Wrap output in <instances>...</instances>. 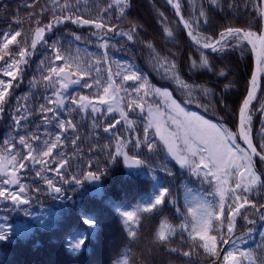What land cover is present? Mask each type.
<instances>
[{
	"label": "snow or ice",
	"instance_id": "snow-or-ice-1",
	"mask_svg": "<svg viewBox=\"0 0 264 264\" xmlns=\"http://www.w3.org/2000/svg\"><path fill=\"white\" fill-rule=\"evenodd\" d=\"M189 4L191 12L186 17L183 0H166L174 12L176 27L186 33L194 49L186 57L190 72L224 79L231 76L226 67L213 63L215 57L210 53L224 57L247 51L254 60L247 94L232 110L236 122L231 128L219 118L213 122L186 107L194 105L206 113L215 112L219 105L221 111L229 109L224 95L215 104L203 102L213 95L211 90L186 83L175 53L162 54L153 40L142 39L144 28L129 19L134 0H86L83 4L81 0H46L38 12L36 0H25L24 8L31 10L27 31L19 11L11 13L8 27L0 31V120L7 114L12 121V133L0 143V202L19 208L32 204L41 194L63 198L65 184L80 186L85 181H99L104 173L93 171L91 163L86 169L78 164L71 172L73 157L79 160L82 152L75 115H81V119L91 116L97 138L102 129L115 141L114 151L111 144L102 146L110 162L122 158L125 166L148 167L141 156L146 149L149 154L170 158L202 186L207 185V189L185 185L182 204L169 187L162 186L149 202L121 211L131 241L140 237L144 214L161 211L167 203L175 208L180 223L162 220L150 238L153 248L182 257L185 264H193L194 256H202L206 264H264V245H258V252L243 247L257 219L264 227V199L259 198L264 193V120L257 141L252 115L253 101L258 99V91H264V0H245L243 5L240 0H207V7L203 0L198 7L189 0ZM241 8L245 17L251 16L246 23L214 25V11L240 15ZM0 15L5 12L0 10ZM157 16L161 39L174 42L177 33L169 18L163 11ZM69 24L86 29L87 35L75 31L57 34ZM53 34L55 39H51ZM137 43L148 50L154 68L163 69V78L182 90V99L166 86H155L135 64L114 58L120 47L131 49ZM89 45L96 50L90 51ZM38 48L43 55L40 74L38 78L33 76L29 85L43 89L42 102L30 106L33 93L15 97L14 91ZM231 83L224 85L226 90ZM259 112L264 116V104ZM34 115L41 122L33 128L30 124ZM69 142L71 155L66 150ZM160 170L175 176L166 163ZM33 172L46 187L23 182L24 176ZM238 219L248 226L242 234H237ZM84 223L95 227V221ZM177 235L180 247L173 246ZM260 235L264 240V232ZM4 239L6 236L0 235V240ZM83 244L81 239L73 247L78 250ZM133 254L129 249L116 264H132Z\"/></svg>",
	"mask_w": 264,
	"mask_h": 264
},
{
	"label": "trees",
	"instance_id": "trees-1",
	"mask_svg": "<svg viewBox=\"0 0 264 264\" xmlns=\"http://www.w3.org/2000/svg\"><path fill=\"white\" fill-rule=\"evenodd\" d=\"M158 1L161 2L162 0H151L157 6ZM24 2L25 0H0V10L5 12V15H0V31L8 27L12 19L11 13L16 11H19L21 18H24L25 22L22 27L27 31L29 28L27 16L31 10L24 8ZM151 2L149 0H134L129 19L141 24L144 28L142 39L153 40L156 48L165 52V49L172 48V46L161 39L159 18L155 12L157 8L155 6L154 8ZM244 2L245 0H240L242 5ZM45 3L46 0H36L35 11L38 12ZM4 5H7L6 9H4ZM167 9L168 12H171L168 7ZM185 15L187 17V14ZM211 16L214 25L217 26L228 23L242 24L251 19V16L245 17L243 15V8L240 10V15H230L228 12L221 13L216 10L211 13ZM69 25L62 26L57 34L64 35L70 29L78 34L87 35L86 29ZM123 26L126 28L128 24L125 23ZM55 38L56 34L53 35L52 39ZM180 46L181 49H179ZM176 48L177 54L180 55L177 56V64L182 78L194 85L209 88L214 94H217L216 100L221 95H224L227 100L229 105L227 111H221L222 105H219L215 112L206 113L205 116L214 122L219 118L221 122L233 126L236 117L232 110L237 109L238 104L242 103V98L247 94L248 81L251 78L253 59L250 52L245 54L235 51L224 57L209 54L215 57L214 64L218 67H226V70L231 71V76L224 79L189 71L186 57L191 55L194 49L191 47L186 33H182V42ZM89 50L95 51L96 49L89 45ZM148 56V50L139 43L132 46L131 49L120 47V50L114 53L115 59L135 64L137 69L155 86H166L153 74L150 63L147 61ZM39 58L40 56L30 60L29 65L24 69L22 83L14 91L15 97L33 93L34 95H31L29 101L31 105H38L42 102L40 97L43 89L38 91H30L29 89V82L33 76L40 74L36 69L41 60ZM229 81L232 83L226 90L224 85L228 84ZM80 91L86 92L87 90ZM61 117L66 118L63 113ZM40 122L38 116L34 115L31 118L30 127L34 128V125ZM75 122L78 123V134L81 136L79 145L82 152L79 160L73 157L71 172L77 170L78 164L86 169L87 165L91 163L93 171L99 169L104 173L100 179L103 194L100 197L90 194L86 188L87 184L83 182V187L65 184L64 197L59 199L41 194L39 199H35L32 204L19 208L7 202H0V235L6 236V239L0 240V264H116L117 260L125 258L129 249L134 253L131 257L132 264H185L182 257L174 254L169 255L165 249L153 248L150 245V238L162 220H167L174 225L180 223V218L176 216L175 208L171 204L166 203L161 211L151 215L144 214L139 229L140 237L136 241H131L127 236L120 212L130 210L137 204L149 202L158 188L162 186L169 187L173 196L180 199L181 204L183 203L185 185L193 189H201L202 187L207 189V186H202L196 182L170 158L163 154H149L146 149L141 151V156L147 161L148 167L141 166L135 171H126L120 159H116L112 163L107 159V152L102 146L111 144L114 151V141H110L104 133H100L99 138H97L91 127L92 118L81 119V115H75ZM11 125L10 117L5 114V120L0 123V143L12 133ZM138 127L142 128L139 122ZM260 129V118H258L253 132L257 141L259 140L257 133ZM66 150L71 155L72 146L70 142L67 144ZM165 163L175 173L174 177H169L160 170ZM71 172L68 174L69 180ZM48 175L58 179L54 173H48ZM152 175L156 176L155 180ZM23 182L29 185L39 183L41 187H46L43 181L35 176L34 172L25 175ZM259 198L264 199V193H261ZM84 220L95 221V227L90 228L84 223ZM247 227L246 225L238 230L237 234H242ZM261 232H264V227L260 226V221L257 219L253 234L243 247L258 252V245H264ZM13 239L16 241L15 243L12 242ZM81 239L84 240V244L77 250L73 246ZM173 246L180 247L179 235L175 237ZM193 264H206V262L202 256L199 258L194 256Z\"/></svg>",
	"mask_w": 264,
	"mask_h": 264
},
{
	"label": "rangeland",
	"instance_id": "rangeland-1",
	"mask_svg": "<svg viewBox=\"0 0 264 264\" xmlns=\"http://www.w3.org/2000/svg\"><path fill=\"white\" fill-rule=\"evenodd\" d=\"M150 2H151V0H149ZM75 2V0H73V3ZM86 2V0H81V3L83 4V3H85ZM87 2H89V3H91V0H87ZM203 2H204V4H205V7H206V5H207V0H203ZM194 3L196 4V6L198 7L199 6V4L201 3V0H194ZM158 6L156 5V3H153V2H151V5L154 7H156L157 9H156V13H158V12H160V11H163L164 13H165V15L169 18V23L171 24V26L173 27V28H175V30H176V33H177V39L174 41V42H169L168 40H167V38H165L164 40H165V42H167V43H169L171 46H172V48H167V49H165L164 51L165 52H161L162 54H170L171 53V51H174V52H172V53H175V60H176V62H177V56L179 57L180 55L179 54H177V48L176 47H178L179 45H180V43L182 42V32H181V28H178V27H176V19H175V17H174V12L171 10V8L169 7V6H167L166 5V3L164 2V1H161V2H159L158 1ZM183 4H184V8H185V14H187L188 15V13H190L191 12V5L189 4V0H183ZM154 7V8H155ZM167 7L170 9V11L171 12H168V9H167ZM69 26H75V25H69ZM159 27H160V21H159ZM182 27V26H181ZM161 30V29H160ZM69 31H71L70 29H68V31L67 32H69ZM54 35V34H53ZM53 35H51V39H52V37H53ZM179 49H181V46H180V48ZM182 52V51H181ZM243 53H247V51H245V52H243ZM181 54V53H180ZM38 56H40V58H39V60L40 59H43V55H42V50L41 49H39L38 48V50H37V53H36V55L35 56H33L30 60L32 61V59L33 58H35V57H38ZM148 60V62L150 63L149 65H150V67H151V69H152V72H153V74L158 78V80L161 82V83H163L164 85H166L167 87H168V89L170 90V91H173L174 92V96H176L178 99H182L183 97L181 96V92H182V90H180V89H177L176 87H175V85L171 82V81H169L168 79H166V78H163V69H160L159 71H157L156 70V68H154V66H153V63L152 62H150V59H149V56H148V58H147ZM36 69H38V67L36 68ZM36 77L38 78L39 77V74L38 75H36ZM186 83H189V82H187V81H185ZM30 89V91H38L37 89H32V88H29ZM42 89V88H41ZM40 89V90H41ZM211 93L213 94V95H210L209 97H208V99L207 100H204L203 102H209V101H211L213 104H215V100H216V98H217V94L215 93H213L212 91H211ZM30 104V106H31V103H29ZM261 104H264V91H262L261 93H260V96H259V98H258V100L256 101V103L254 104L255 105V107H254V109H253V113H252V115H253V132H254V127L256 126V123H257V120H258V118H260V125H261V120H264V116H262L261 115V113L259 112V108H260V106H261ZM186 107L187 108H189L190 110H193V111H197L198 112V114H202V115H204L205 116V114H206V112H203V110L202 109H199V108H196L194 105H186ZM207 113H209V114H211L212 112L210 111V112H207ZM259 115H260V117H259ZM78 116H80V115H78ZM92 118L91 116H88L87 118ZM205 118H207L206 116H205ZM3 120H5V116H4V118L2 119V120H0V123L3 121ZM214 122V121H213ZM224 123V122H223ZM225 124V123H224ZM225 126L226 127H229V128H231L232 126H228L227 124H225ZM118 128H120V126H118ZM121 131H123L122 129H121ZM100 133H102L103 134V131H102V129L100 130ZM125 136L127 135V133H123ZM109 140H110V138H109V136L107 135V134H104ZM110 141H113V140H110ZM114 144H115V141H114ZM117 159H120L121 161H122V158H117ZM112 163V162H111ZM123 163V162H122ZM123 165H124V163H123ZM124 167H125V169H126V171H135V170H137L139 167H128V166H125L124 165ZM187 172V171H186ZM187 174L188 175H190L188 172H187ZM192 177V176H191ZM196 182H198L199 184H201L200 183V181H198V180H196L194 177H192ZM85 183L87 184V186H86V188L90 191V194H92V195H96V196H98V197H100L102 194H103V186H102V182H101V180H99V181H91V182H89V181H85ZM68 184H71V183H68ZM203 186H207V185H203ZM76 187H83L82 185H80V186H76ZM244 226H246V224H245V222L243 221V219H238V230H240L241 228H243Z\"/></svg>",
	"mask_w": 264,
	"mask_h": 264
},
{
	"label": "water",
	"instance_id": "water-1",
	"mask_svg": "<svg viewBox=\"0 0 264 264\" xmlns=\"http://www.w3.org/2000/svg\"><path fill=\"white\" fill-rule=\"evenodd\" d=\"M162 1H164V2L166 3V0H162ZM171 10H172V9H171ZM187 39H188V38H187ZM253 66H254V60H253ZM260 92H261V91H258V93H257L258 98H259V96H260ZM257 100H258V99L254 100V101H253V104H255ZM12 242L15 243L16 241L13 239Z\"/></svg>",
	"mask_w": 264,
	"mask_h": 264
}]
</instances>
